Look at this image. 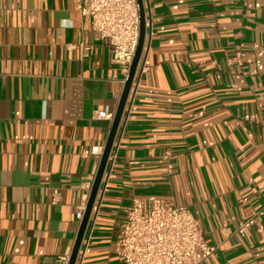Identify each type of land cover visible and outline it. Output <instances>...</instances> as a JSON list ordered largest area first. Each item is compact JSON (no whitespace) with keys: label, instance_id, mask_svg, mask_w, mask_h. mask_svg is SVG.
Returning <instances> with one entry per match:
<instances>
[{"label":"crops","instance_id":"0c3cea01","mask_svg":"<svg viewBox=\"0 0 264 264\" xmlns=\"http://www.w3.org/2000/svg\"><path fill=\"white\" fill-rule=\"evenodd\" d=\"M77 5L0 0V264L70 255L111 126L95 113H114L122 92ZM143 7L144 49L76 262L119 264L123 207L162 198L216 247L199 264H264V0Z\"/></svg>","mask_w":264,"mask_h":264},{"label":"built area","instance_id":"2783aa9c","mask_svg":"<svg viewBox=\"0 0 264 264\" xmlns=\"http://www.w3.org/2000/svg\"><path fill=\"white\" fill-rule=\"evenodd\" d=\"M142 2L143 6L149 4V0ZM77 12L82 32L92 33L111 46L112 62L120 68L124 84L139 40L140 17L137 0H78ZM145 69L143 66L141 72ZM134 82L135 80L133 84ZM95 117L108 120L111 125L114 113L97 111ZM102 149L103 147L92 152L100 157ZM114 156L112 151L109 162L113 163ZM105 188L106 184L100 187L99 195L102 189L104 193ZM56 195L57 192H54V196ZM55 200L56 198L53 199ZM86 202L76 212L79 222L82 220ZM260 214V211L255 212L240 226L239 231L252 224ZM83 242L78 256H84L87 242ZM114 245L119 264H199L216 249L205 242L187 206L162 198H132L123 207ZM69 256H57L53 264H68ZM75 264H81V261Z\"/></svg>","mask_w":264,"mask_h":264},{"label":"water","instance_id":"95a60500","mask_svg":"<svg viewBox=\"0 0 264 264\" xmlns=\"http://www.w3.org/2000/svg\"><path fill=\"white\" fill-rule=\"evenodd\" d=\"M137 3L139 5V17H140L138 44H137V47H136V50H135V53H134V56H133V59L130 65V70H129L127 79L125 80V83L123 85L122 92L120 94V97H119V100L116 106V110L114 112V117H113L110 129H109V132L107 134V137H106V140H105L102 152H101L99 164H98L96 174L92 182L91 190H90L87 202H86L84 214H83L82 220L79 225V229H78L75 241H74V245H73L72 251L69 256L68 264L76 263L78 253H79L80 247L84 239V233L87 228L91 213L94 209L95 203L96 201H99V202L101 201L102 193H103V189H102L101 194L99 195L101 183L103 181V177L106 172V167L109 164V156L112 152V146L114 143V139L116 137L118 128L120 126L122 115L124 113L127 99H128V96H129V93H130V90H131V87H132V84H133V81H134V78H135V75L138 69V64L141 59L143 49H144L145 12H144L142 0H137Z\"/></svg>","mask_w":264,"mask_h":264},{"label":"rangeland","instance_id":"374dc122","mask_svg":"<svg viewBox=\"0 0 264 264\" xmlns=\"http://www.w3.org/2000/svg\"><path fill=\"white\" fill-rule=\"evenodd\" d=\"M128 204H129V203H127L126 205H128ZM126 205H125V206H126Z\"/></svg>","mask_w":264,"mask_h":264}]
</instances>
